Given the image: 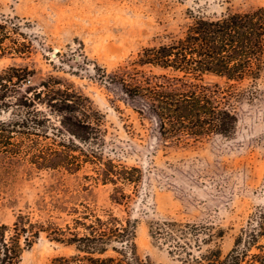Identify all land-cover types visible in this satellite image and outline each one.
Masks as SVG:
<instances>
[{
  "label": "rangeland",
  "instance_id": "obj_1",
  "mask_svg": "<svg viewBox=\"0 0 264 264\" xmlns=\"http://www.w3.org/2000/svg\"><path fill=\"white\" fill-rule=\"evenodd\" d=\"M258 6L264 0H0V15L20 19L17 32L9 24L11 35L31 44L21 56L0 55V71L27 66L34 70V85L52 76L87 96L103 114V158L137 166L142 174L136 189L123 186L130 194L128 205L117 206L109 199L112 184L85 177L93 174L88 163L72 171L40 169L0 153V224H10L19 210H33L35 217L60 224L70 218L72 206L88 203L98 212L111 208L136 220L133 241L142 260L171 262L167 244L149 232L151 222L167 218L202 223L212 233L222 228V236L201 246H220L227 253L249 215L264 203V69L256 80L234 84L242 99L236 103L231 135L166 145L154 137L150 121L133 110L119 84L101 81L99 74L115 71L141 47L182 31L188 10L215 16L227 7ZM206 79L222 83L214 76ZM70 251L41 233L17 264H47Z\"/></svg>",
  "mask_w": 264,
  "mask_h": 264
},
{
  "label": "trees",
  "instance_id": "obj_2",
  "mask_svg": "<svg viewBox=\"0 0 264 264\" xmlns=\"http://www.w3.org/2000/svg\"><path fill=\"white\" fill-rule=\"evenodd\" d=\"M188 14L182 31L165 42L141 47L135 58L115 71L99 74L101 81L119 84L163 145L231 135L237 122L236 103L242 99L234 93V84L254 81L264 69V6L227 7L215 16L191 10ZM9 24L17 32L19 17L0 15V55L29 53L31 44L14 38ZM33 74V69L20 65L0 71V153L40 169L72 171L88 163L93 174L85 177L112 184L111 203L128 205L130 194L123 186L136 189L142 174L137 166L103 158V114L87 96L52 76L34 85ZM69 215L58 224L35 217L33 210H19L10 224H0V264H17L41 233L71 248L47 264H154L135 253V219L111 208L98 212L88 203L72 206ZM209 228L167 218L151 222L149 232L167 244L171 262L163 264H264V203L249 215L225 254L220 246L202 250V244L224 232L219 228L212 233Z\"/></svg>",
  "mask_w": 264,
  "mask_h": 264
},
{
  "label": "water",
  "instance_id": "obj_3",
  "mask_svg": "<svg viewBox=\"0 0 264 264\" xmlns=\"http://www.w3.org/2000/svg\"><path fill=\"white\" fill-rule=\"evenodd\" d=\"M52 54V56H54L55 55V53L53 52V53H51Z\"/></svg>",
  "mask_w": 264,
  "mask_h": 264
}]
</instances>
